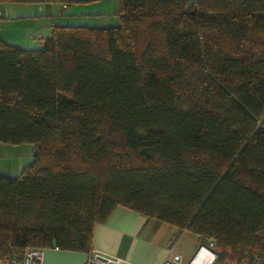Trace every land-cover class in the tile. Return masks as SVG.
<instances>
[{"label": "trees", "instance_id": "trees-1", "mask_svg": "<svg viewBox=\"0 0 264 264\" xmlns=\"http://www.w3.org/2000/svg\"><path fill=\"white\" fill-rule=\"evenodd\" d=\"M97 0H0L60 2ZM119 25L0 37V260L93 250L118 205L264 264V0H119Z\"/></svg>", "mask_w": 264, "mask_h": 264}, {"label": "rangeland", "instance_id": "rangeland-1", "mask_svg": "<svg viewBox=\"0 0 264 264\" xmlns=\"http://www.w3.org/2000/svg\"><path fill=\"white\" fill-rule=\"evenodd\" d=\"M8 7L6 5H1V8ZM47 3L42 5V11H36L37 19L34 23L27 22H17L14 19L5 18L0 19V37L7 40L8 42H13L18 45H26L25 42L29 36L36 35L40 36L43 34H50L52 29L51 21L54 19L55 15L57 21H67V22H78L81 25L89 24L95 26H113L119 25L121 22L120 16L116 14V10L119 7V0H97L90 2H80L76 4L68 5L69 8L66 10V15L64 19H59L61 17L60 10L63 8L62 4L55 3L53 5V14L48 7ZM61 7V9H60ZM34 19V17L28 20ZM35 145L33 143H5L0 141V173H4L10 176H17L22 169L29 164L34 156ZM143 214V213H141ZM145 218H150L151 220H158L149 215L143 214ZM171 224L158 221L157 228L154 229L158 243L160 244V252L164 253L165 249L173 248L177 239L181 238L179 242V248L186 246L189 243V248L194 249L188 258H191L196 251L198 246V241L191 234L183 232L177 234V229L175 234L172 236ZM150 227V226H149ZM185 234V235H182ZM172 236V237H171ZM161 242H163L161 244ZM147 243L148 240H140L139 242L126 244L125 247H130L120 253L113 254L119 256L120 258L129 261L133 264H145L144 260L148 258L147 254ZM174 250V249H173ZM46 252V263L47 264H81L85 258L84 253L78 251L70 250H59L55 251L53 248H47ZM182 253L181 251H174L172 253ZM184 255V254H183ZM150 256V255H149ZM186 256V255H185ZM246 264V261L239 263Z\"/></svg>", "mask_w": 264, "mask_h": 264}, {"label": "crops", "instance_id": "crops-1", "mask_svg": "<svg viewBox=\"0 0 264 264\" xmlns=\"http://www.w3.org/2000/svg\"><path fill=\"white\" fill-rule=\"evenodd\" d=\"M47 3L51 9H53V5L55 3L60 2H6L0 3V9L3 12V15L0 16L1 18L14 19L17 22H27L31 21L30 23H34L37 19L36 11H42V5ZM6 5L8 7L1 8V5ZM62 4L63 8L60 7V15L59 19H64L66 15V10L69 6ZM51 14H53V10H51ZM34 17V19L28 20L29 18ZM56 15L54 19H52L51 24H79L78 22H67V21H57ZM89 25V24H85ZM52 31V29H51ZM50 34H43L41 33L38 38L36 35L29 36L27 41L25 42L26 45H19L26 48H35V47H43L45 43V39L49 37ZM13 43V42H11ZM16 44V43H13ZM18 45V44H16ZM160 220H151L150 218H145L143 214L140 212L129 208L124 205H118L110 214L108 219L105 222H98L94 228V239H93V249H98L107 253L116 254L120 253L124 250L129 249L130 247H125L127 243L132 245V243L139 242L140 240H148L147 243V254L148 258L144 260L143 263L145 264H162L167 258L173 255L172 252L174 251H181L184 254L186 259H189L188 256L191 255L194 249L189 248V243L186 246L179 248V242H181V238L177 239L173 248L165 249L164 253H161L159 250L160 244L158 243L159 240L156 238V234L154 229L157 228V222ZM150 226V227H149ZM176 232V228L171 226V234L174 235ZM177 233V232H176ZM191 234L195 237L196 241L200 243L198 239V235L194 234L190 231H186L185 234ZM182 234V235H185ZM171 236V237H172ZM160 242V241H159ZM163 242H161L162 244ZM199 245V244H198ZM197 248V247H196ZM174 249V250H173ZM61 249H55V251H59ZM85 255V258L88 256L87 253L82 252ZM150 255V256H149ZM186 255V256H185ZM194 255V254H193ZM192 255V256H193ZM84 258V260H85ZM82 261V263L84 262ZM81 263V264H82ZM45 264L46 263V252H45Z\"/></svg>", "mask_w": 264, "mask_h": 264}, {"label": "built area", "instance_id": "built-area-1", "mask_svg": "<svg viewBox=\"0 0 264 264\" xmlns=\"http://www.w3.org/2000/svg\"><path fill=\"white\" fill-rule=\"evenodd\" d=\"M3 15L0 9V16ZM53 249H59L54 247ZM45 248L28 247L22 257L12 255L0 260V264H45ZM216 238L204 239L199 243L194 255L186 259L182 253H173L162 264H224L219 260ZM82 264H133L119 256L93 249Z\"/></svg>", "mask_w": 264, "mask_h": 264}]
</instances>
